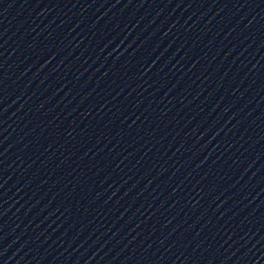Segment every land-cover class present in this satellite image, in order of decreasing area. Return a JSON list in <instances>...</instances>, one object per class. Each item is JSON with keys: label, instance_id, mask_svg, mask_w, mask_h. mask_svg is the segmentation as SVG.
<instances>
[{"label": "water", "instance_id": "1", "mask_svg": "<svg viewBox=\"0 0 264 264\" xmlns=\"http://www.w3.org/2000/svg\"><path fill=\"white\" fill-rule=\"evenodd\" d=\"M0 264H264V0H0Z\"/></svg>", "mask_w": 264, "mask_h": 264}]
</instances>
